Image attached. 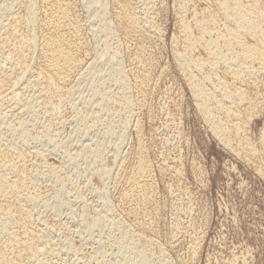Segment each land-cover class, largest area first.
Masks as SVG:
<instances>
[{"label":"rangeland","instance_id":"1","mask_svg":"<svg viewBox=\"0 0 264 264\" xmlns=\"http://www.w3.org/2000/svg\"><path fill=\"white\" fill-rule=\"evenodd\" d=\"M19 1L0 0V7L12 4L16 8ZM71 1L93 47L94 61L75 78L68 104L50 111L37 107L40 114L15 110V116L12 101H0V132L6 141L19 149L42 151L47 162L34 183L50 207L39 199L29 207L44 219L39 230L51 249L49 258L54 264H183L184 259L189 264H264V71L246 60L251 71L243 73L242 82H232L225 77L229 74L224 59H236L239 54L233 55L241 49L230 53L220 41L216 54L224 56L223 61L222 56L221 62L216 60V71L207 67L202 73L192 72L208 88L212 85L205 74L229 79L230 86L245 91L248 100L238 109L240 119L231 121L223 111L216 114L225 125L239 123L243 141L257 150L250 154L234 145L237 141L229 147L215 133L213 120L199 106L203 98L195 95L188 81L191 71L177 57L185 47V38L179 34L182 18L190 22L195 35V12L210 9L207 13L213 12L217 19L216 33L233 26L222 16L218 0H154L152 19L161 34L147 42L151 78L145 88L130 75L134 47L110 34L115 0H104L106 13L99 7L102 0ZM240 1L264 12V0ZM256 16L260 18L259 13ZM245 41L257 44L249 36ZM205 51L203 44L198 46L194 57L215 59ZM122 75L129 76L131 92H127L136 103L126 111L107 100L111 92H122ZM223 93L220 88L218 98ZM249 100L255 103L250 105ZM212 102L207 104L215 109ZM85 116L87 121L82 120ZM25 119L30 128L35 122L39 131L50 120L56 126L46 127V134L43 129L38 142L25 144L23 125L15 123ZM140 154L151 171L149 212L122 215L117 195ZM122 169L125 180L119 186L116 179ZM142 222L148 223V229L140 227ZM150 238L156 243L149 244ZM189 240L198 242L193 256L187 251Z\"/></svg>","mask_w":264,"mask_h":264},{"label":"bare ground","instance_id":"2","mask_svg":"<svg viewBox=\"0 0 264 264\" xmlns=\"http://www.w3.org/2000/svg\"><path fill=\"white\" fill-rule=\"evenodd\" d=\"M218 1L222 16L233 26H227L222 32L217 30L216 33L213 26L217 19L214 14H210L213 12L207 13L210 9L207 12L201 11V14L195 12V24L198 27V33L195 35L191 30L190 22L188 23L182 18L179 24V34L185 38V47L183 51L177 53V57L186 61L184 64L191 73L194 71L202 73L203 69L207 67L216 71L214 69L215 64H218L216 60L223 61L224 56L222 54L221 57L220 53L216 54L220 52V50L218 51L220 49L218 48L220 47L219 42H225L230 53L237 48L241 49V52H235L236 56L233 55L235 58L239 54L236 59L225 57L227 67L225 71L229 74L225 77L235 83L242 82L244 78L242 79L241 76L250 70L246 60L255 62L260 70L264 71V12L246 7L240 0H232L233 3L230 0ZM154 3V0H115L113 8L115 25L110 28L113 38L120 37L121 44L127 45L129 48L134 47L130 75L136 83L143 86L151 78L149 73L151 56L149 57L146 52L147 42L149 44L150 36L161 34V29L154 25L152 19ZM14 7L12 4L0 7V101L11 100V103L14 104V113L15 110H20V113L23 110L32 112L37 107L43 111H50L56 107L58 109L62 104L68 102L75 78L80 76L82 71L88 70L94 61L93 47L88 41V35L77 12L78 8L71 0H20L16 8ZM99 7L106 13L104 0L101 1ZM257 13L260 14V18H257L259 16H256ZM247 36L256 40L257 44L253 46L247 43L245 41ZM202 44L209 52V56L211 54L215 59L210 60L212 58L209 57L205 60L201 57H194L195 49ZM237 59L238 61L243 60L237 64ZM181 66H184L183 63ZM193 73L189 76L188 81L195 95L203 98L199 106L207 117L211 121L213 120L215 133L220 135L226 144L229 142V147L230 142L237 141V144L234 145L243 147L250 154H256L257 150L252 147V144L249 141H243L245 139L242 137L239 123L233 121L232 125H225L223 122L222 124L216 114L218 111H223L229 119L232 118L235 121L240 119L238 109L248 100L245 91L241 88H233V85L230 86L232 83L228 82L229 79L214 77L215 80H218L216 82L213 80L214 78L205 74L207 76L205 78L212 85L208 88L206 82L203 83ZM129 79V76L122 75L119 78V82L123 86L122 92L113 91L107 96L108 102L119 110L126 111L134 108L136 104L132 99L133 96L129 95L131 92ZM220 88L224 89V93L221 98H218ZM208 101L215 103V109L207 104ZM248 102L251 105L254 101L249 100ZM36 111L40 114V111ZM8 113L11 115V112ZM20 113L19 115H21ZM5 115L9 116L6 113ZM82 120L87 121L86 116ZM21 121L15 123L23 125H21V133L25 144L38 142L44 136L46 127L51 129L56 126L55 121L50 120L45 125V129H42L44 133L40 130L41 133L38 128L36 130L35 122L31 129L26 119L22 121L23 123ZM3 136L0 132V264H54L49 258L52 253H50L51 249H47V242L39 230V225L44 224V219L29 207L30 202L38 199L45 202L37 184L34 183V178L40 173L41 167L47 165L44 153L38 149H19L17 146L9 144ZM261 136V144L264 145V135ZM233 137L235 138L233 139ZM137 160L138 162L130 177L126 178L125 184H122L125 180V169L117 174L116 184L126 185L117 195L119 196V206H117L120 207L118 209L122 215L124 213L141 212L145 214L149 212L148 204H151L150 197L153 193L151 171L141 154ZM45 204L50 207L46 202ZM129 214L128 216H130ZM140 227L148 229V223L142 222ZM148 243L153 245L156 241L150 238ZM197 246L198 242L189 240L187 251L193 256L197 251ZM184 260L183 264H189L188 260Z\"/></svg>","mask_w":264,"mask_h":264}]
</instances>
